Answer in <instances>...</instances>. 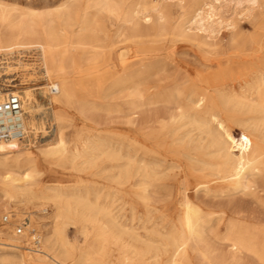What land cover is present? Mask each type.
<instances>
[{
	"label": "bare ground",
	"instance_id": "1",
	"mask_svg": "<svg viewBox=\"0 0 264 264\" xmlns=\"http://www.w3.org/2000/svg\"><path fill=\"white\" fill-rule=\"evenodd\" d=\"M162 1L150 5L151 1L145 0L136 10L127 6L124 0H66L54 10H24L18 6L0 5V56L8 57L7 60L11 56L17 57V65L25 66L24 54L34 52L28 64L30 71H25L27 74L12 72L10 61L0 67V102L19 92L9 86L2 87L6 79L19 80L15 84L19 89L24 85L32 88L43 84V87L18 93L23 101L25 130L28 137L36 138L47 122L57 127L55 139L41 148L35 145L36 151L25 145L24 150L19 148L18 141L0 143L5 150H10L0 156V191L3 193L0 214L12 216L9 224L0 226V264H193L192 253L205 264H241L245 258L264 264V215L251 217L225 209L214 212L190 198V192L194 190L222 197L243 194L255 198L264 207L261 194L264 192V122L257 123L252 119L240 122L243 130L238 139L230 128V124L237 121V112L246 110L264 115V80L257 77L239 91L232 85L222 89L221 85H225L223 77L234 82L232 64L214 72L197 71L195 77L187 70L167 87L154 84L147 69L135 75L134 70L131 71L133 66L127 63L133 55L132 48L125 45L132 36L130 26L140 15L144 22L149 20L147 14L152 9L159 21L157 34H163ZM246 1L252 8L264 2ZM209 7L210 20L212 17L224 19L216 5ZM105 15L119 22L115 34L107 27ZM175 29L187 33L183 23ZM107 86H119L128 92L123 97L127 108L120 113L132 118L127 124L129 131L135 133L120 132L117 135L116 158L126 160V166H129L118 179L117 186L124 181L130 182L135 187L136 199L141 200L148 211L152 201L151 188L160 170L157 164L147 160L149 154L161 156L163 152H171L177 142L185 143L186 147L195 143L198 152L199 148L204 150L203 144L207 141V148L212 149L207 154L211 158L208 161L207 155L200 154L202 152L190 155L183 145L184 155L191 163L180 160L177 166H215V169L211 173L197 168L184 170V199L177 220L164 226L170 230L165 243H151L149 235L121 222L110 208L91 204L82 193L69 192L57 183L47 186L38 179L42 160H80L93 165L96 152L107 145V140L79 136L73 143L68 142L65 129L72 125L74 113L86 117L90 130L95 128L91 114L96 110L95 99L99 96L96 90ZM84 90L91 93L85 95ZM37 98L46 104L39 103ZM156 106L162 109L150 115ZM142 115L147 117L143 119ZM145 129H150L151 133L144 139L154 140V146L150 152L141 155L140 149L146 146L140 141ZM194 133L198 135L196 139ZM45 205L51 207L49 216H36L40 221L38 224L46 229L45 234L37 229L31 212L24 219L27 221L24 235L18 236L11 230L18 221L15 217H20L30 207ZM48 220L52 223L50 229L47 228ZM71 221L81 225L88 247L79 248L68 240L65 227ZM31 231L37 233L38 248H34L35 238L30 237ZM211 237L228 248L226 254L211 244ZM91 239L97 242V251H92ZM22 250L28 254H23Z\"/></svg>",
	"mask_w": 264,
	"mask_h": 264
},
{
	"label": "rangeland",
	"instance_id": "2",
	"mask_svg": "<svg viewBox=\"0 0 264 264\" xmlns=\"http://www.w3.org/2000/svg\"><path fill=\"white\" fill-rule=\"evenodd\" d=\"M64 1L66 0H0V5L8 7L18 6V9L24 10H42L45 8L54 10ZM124 1L127 6L136 10L140 8L145 0ZM148 1H151L150 5H155L157 2V0ZM232 1L235 0H220L222 4L220 2L216 3L215 0H163L162 8L165 19L162 21V24L165 31L161 35L157 34L159 21L157 19V13L152 9L147 14L150 19H146V22H144L145 19L142 15L136 17L134 25L130 26V33L132 36L125 42V45H129L132 48L133 55L128 59L129 62L127 61L129 65L131 64L133 66L131 71L133 72L134 70L135 75H137L139 71L147 69L150 71V75H152L151 81L155 82L154 84L167 87L172 84L173 80L179 74L187 72V70L191 76L195 77L197 71L214 72L219 67L224 68L232 64L235 68V73L232 78L234 82L223 77L225 85H221L222 89L235 86L236 90L239 91L242 86L249 84L257 77H261L264 80V2L262 1L259 7L252 8L246 0ZM237 3L239 5H237ZM195 4L198 5L193 9L192 7ZM212 5H216L219 8L224 18L223 20L219 17L220 20L217 17H212L210 20L211 9L209 6ZM199 12H201L202 15L200 14V16H198L197 14ZM104 21L107 27L112 30V34H115L119 27V22L106 15L104 16ZM220 21H222L223 24L220 23ZM181 23H183L184 28L187 30L186 34L175 29ZM209 25L212 28H207ZM33 53L34 52L24 54L25 60H27L25 66L27 67L17 65V57H9L10 63L13 64V67H10L12 72H18V75L27 74L25 71H30L28 64L31 63V59L34 57L32 56L34 55ZM3 59L4 57H0V60ZM89 68L92 69V66H89ZM155 69H157L158 72H156L157 70L155 71ZM163 77L164 79H161ZM207 77H209V75H207ZM17 82L19 83V80L12 82V80L6 79L3 81L2 87L9 86V88L17 92L19 91L18 93L33 88L37 89L43 87V84L32 88L29 85H24L22 89H19L15 88ZM118 87L119 86H107L103 90H96L99 96L95 99L96 110L91 114V118L94 121V129L90 130L86 117H82L77 113L72 115V125L65 129L68 142L73 143L79 136L83 139L91 137L94 138L93 140H96L100 137L99 139L103 141L107 140L105 141L107 145L101 147L99 150L100 152H96V159L93 165L84 163L80 160L75 162L71 160H42L39 165L42 166L41 176L38 179L47 186H54L57 183V185L66 187L69 192L82 193L81 195L87 197L88 200L91 201V204L93 203V205L101 208H110V210L114 212L115 217L121 219V222L127 223L130 227L139 228V232L149 235L151 243L157 242L158 244V242L161 241L165 243L169 238L167 236H169L170 230L168 227L164 228V226H166V223H171V220H177L184 199V170L197 168L204 169L208 171V173H211L215 169V166H177V162L180 163L181 160L186 162V164L191 163L190 159L184 155L186 150L190 155H195V153L199 154L200 152H202L200 154L207 155L212 152V149L207 148V141L203 144V147H205L204 150L203 148H199L198 152H196L197 148H194V146H196L195 143L186 147L185 143L177 142L171 152H163L161 156L149 154L150 156L148 155L147 160L157 164L160 170L154 182V186L151 188L152 201L148 211L145 204L141 200L136 199L133 194L135 187H133L130 182L124 181L123 184L117 186L119 185L118 179L122 174H125L129 168V166H126V160H119L116 158L117 143L119 142L117 135L120 132L132 134V131H129L130 126L127 124L132 118L120 113L121 110L127 108V106L124 105L125 98L123 97L127 95L128 92ZM112 89H114V91ZM83 93L89 95L91 92L89 90H84ZM37 99L39 103L43 105L46 104L40 98ZM161 109V106H156L149 114L153 116L156 111ZM260 113L261 112H246V110L237 112L235 114L237 121L230 124L232 134L237 139L240 138L243 130V127L240 126V122L242 121L252 119L257 123L264 122V115ZM144 116L147 117V115H142L141 117L145 119ZM56 129L57 127L49 121L46 125L44 124L43 130L38 132L36 138L33 137V135H31V137L29 136L28 140L31 144L25 141L17 144V146L23 148V145H25L30 147L31 150L36 151V148L44 147L55 139ZM262 129L264 133L263 126ZM150 131V129H145V135L140 139L141 145L148 146V149L146 146L140 149L141 155H143L145 151L150 152L154 146V140L144 139V136L151 133ZM133 134L135 135L134 132ZM197 136L198 135L194 133L195 139ZM27 143H29V145ZM35 145L37 146L36 148ZM183 145H185L186 150H184ZM3 146L4 145H0V156L10 151L5 150ZM111 153L113 156H110ZM101 154H103V158H101ZM208 156L209 155L205 156V158L210 161L211 158ZM160 174L163 175L161 176ZM122 185L125 186L123 187ZM261 194L264 196V192ZM162 196L164 198H162ZM159 197L160 201L158 200ZM190 198L193 202L204 204L207 206L208 210L214 212H220L225 209L230 212H240L242 215L251 217L264 215L263 205L255 200V198L243 194H232L231 197H222L219 194H207V192L204 191L196 193L194 190L190 192ZM2 200L3 193L0 191V201ZM30 212L32 215L30 217L36 220L34 222L37 225V229L45 234L46 229L38 224L40 221L36 216L48 217L51 213V207L49 205L40 208L30 207L23 215L15 217L16 219L18 218V221L14 222L11 230L15 231L17 224L27 218ZM2 214H0V226L4 225L2 224V218L5 214ZM101 217L102 216H100V218ZM48 221L49 225H47V228L49 227L48 229H50L52 228V223L50 220ZM65 231L71 243L76 244L79 248L88 247V244L82 236V227L79 223L72 221L68 222ZM210 242L214 247L218 248V250H221L222 253H227L228 248L222 243L217 242L215 238L211 237ZM89 243L92 251L98 250V244L94 239H91ZM22 253L25 255L28 254L26 250H22ZM192 259L193 264H205L196 254L192 253ZM241 264L261 263L253 258H245Z\"/></svg>",
	"mask_w": 264,
	"mask_h": 264
},
{
	"label": "built area",
	"instance_id": "3",
	"mask_svg": "<svg viewBox=\"0 0 264 264\" xmlns=\"http://www.w3.org/2000/svg\"><path fill=\"white\" fill-rule=\"evenodd\" d=\"M0 60V67L2 68L6 61L5 58ZM25 122H24V110L23 101L18 93L10 94L4 101L0 102V143L18 141L25 142L29 139L26 132ZM12 216L5 215L2 218V223L7 225L11 222ZM27 221L23 220L19 222L15 228V233L18 236H22L26 233ZM36 231L30 232V237L35 238L34 248H38L39 240L35 237Z\"/></svg>",
	"mask_w": 264,
	"mask_h": 264
}]
</instances>
